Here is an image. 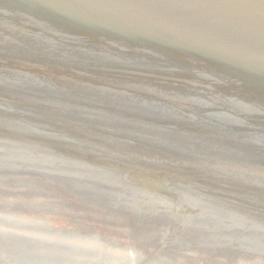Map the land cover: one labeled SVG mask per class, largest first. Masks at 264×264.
Wrapping results in <instances>:
<instances>
[{
	"label": "water",
	"instance_id": "obj_1",
	"mask_svg": "<svg viewBox=\"0 0 264 264\" xmlns=\"http://www.w3.org/2000/svg\"><path fill=\"white\" fill-rule=\"evenodd\" d=\"M0 261L264 264V0H0Z\"/></svg>",
	"mask_w": 264,
	"mask_h": 264
},
{
	"label": "flooded vegetation",
	"instance_id": "obj_2",
	"mask_svg": "<svg viewBox=\"0 0 264 264\" xmlns=\"http://www.w3.org/2000/svg\"><path fill=\"white\" fill-rule=\"evenodd\" d=\"M0 264H5L4 262L0 261Z\"/></svg>",
	"mask_w": 264,
	"mask_h": 264
}]
</instances>
